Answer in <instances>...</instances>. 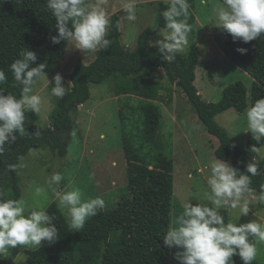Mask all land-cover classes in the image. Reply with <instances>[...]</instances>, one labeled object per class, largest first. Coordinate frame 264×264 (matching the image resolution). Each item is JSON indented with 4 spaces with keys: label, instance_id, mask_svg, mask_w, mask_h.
Returning a JSON list of instances; mask_svg holds the SVG:
<instances>
[{
    "label": "trees",
    "instance_id": "16d2710c",
    "mask_svg": "<svg viewBox=\"0 0 264 264\" xmlns=\"http://www.w3.org/2000/svg\"><path fill=\"white\" fill-rule=\"evenodd\" d=\"M222 2V0H219ZM191 16L188 23L194 22L193 9L196 0H189ZM168 7L165 0H159L156 24L163 28L165 21L161 12ZM193 8V9H192ZM55 17L47 9V0H0V69L5 71L7 82L0 86L6 92L19 98L22 86L15 82L10 65L19 57L21 49L28 48L37 55V64L46 63L45 72L64 57L66 42L53 44L50 37L57 35ZM156 33L152 27L142 30L132 49L121 44L119 16L112 14L107 38L111 45L106 50L96 51L93 61L84 64L77 61L69 74L71 86L67 87L63 98L52 96V108L47 115L49 126H40L34 112L26 113L25 134L19 136L0 156V187L7 198L20 196L17 168L18 160L32 148H46L51 153L62 156L74 128V114L90 98L89 84L110 81L116 96L127 95L140 86L139 96L146 102L142 106L144 139L139 148L147 147L153 135L160 128L161 112L156 101H162L160 91H166V104L172 101L174 84L184 94L189 108L196 114L205 131L215 136L218 146L214 155L218 159L230 161L232 166L246 173L248 163H256L259 173L251 177L250 194L257 197L264 187V157L257 162L250 161L253 145L258 144L252 136H247L243 146L238 145L227 131L215 121V115L232 108L243 112L254 102L264 97V35L248 43L233 40L225 33L224 54L245 71L252 83L247 93L246 86L235 82L222 90L217 102L203 100L194 84L195 65L198 58L197 46L190 47L184 56L178 54L173 62L161 58L156 47L148 44V39ZM238 48H246L241 54ZM165 72L169 86L159 85L153 80L157 70ZM114 81V82H113ZM156 100V101H154ZM130 137V138H129ZM90 139V135H85ZM132 136H122L123 155L126 160L127 186L112 210H99L88 218L84 228L71 229L55 203L45 210L55 216L58 236L55 242H43L41 246L26 250L25 264H174L170 255L175 256L177 248L164 245V234L175 227L174 220L182 212L181 204L173 195V161L158 157L156 163L148 161L139 148L132 143ZM235 264H243L238 255H233ZM252 264H260L256 260Z\"/></svg>",
    "mask_w": 264,
    "mask_h": 264
},
{
    "label": "rangeland",
    "instance_id": "374dc122",
    "mask_svg": "<svg viewBox=\"0 0 264 264\" xmlns=\"http://www.w3.org/2000/svg\"><path fill=\"white\" fill-rule=\"evenodd\" d=\"M123 2L124 0H109L108 13L109 16L114 13L119 16L120 42L124 48L132 49L138 34L149 27L154 28L156 33L148 39V44L161 38L159 31L162 28L156 24L159 0H136L137 19L134 22L126 19V13L122 10ZM221 4L219 0H208L207 5H201L199 0H196L195 9L192 8L194 22L191 24L192 31L188 37L189 46L182 53L186 56L192 45L197 46L198 58L195 65L197 78L194 84L201 98L207 102L219 101L222 90L232 83L241 81L246 86L247 93L252 83V78L224 54L226 31L209 23L214 15L213 10ZM95 53H82L72 46H66L63 59L45 72L50 83L42 79L34 86V92L42 97L41 111L36 124L42 127L49 126L47 115L52 108L53 76L60 73L65 87H69L68 77L72 65L78 60L84 63L91 62ZM152 78L159 85L169 86L162 69L157 70ZM139 87L135 85L134 93L115 97L110 81L92 83L89 100L81 105V110H78L77 114H74L77 129L74 128L69 137L64 154L59 156L46 148H32L19 158L16 167L20 179L18 199L43 209L51 203L57 205L46 181L53 172H60L64 179L57 186L59 190L68 189L69 186L79 188L84 200L102 196L106 202L103 211L112 210L121 195L126 192L127 186L122 136H132V143L137 148L141 139H144V114L141 107L145 106L146 102L139 96ZM171 90L173 94L170 104L167 105L165 101L166 91H160L162 101L154 100L160 107V128L154 133L153 141L148 143L147 147L139 148V154H144L152 164L156 163L158 157L170 158L173 161V195L183 208V202L188 198L193 204L197 202L195 197L203 199L208 174L205 166L210 160L216 159L214 150L218 146V140L205 131L196 114L189 108L184 95L174 84ZM248 108L249 106L241 113L229 108L214 117L240 146L245 144L247 136H252L250 131H246L244 119ZM85 135H90V139L87 140ZM257 148L258 151L249 156L251 162H257L264 157V138ZM226 162L232 165L230 161ZM246 199L250 201L249 214L239 218V209H221L225 222L238 224L252 220L264 222V209L257 206L256 196L248 193ZM61 213L66 221L64 213ZM35 248L37 247L10 248L9 255L0 258V264H25L26 250ZM169 257L174 264H180L175 256ZM255 260L264 264V244L259 245Z\"/></svg>",
    "mask_w": 264,
    "mask_h": 264
},
{
    "label": "clouds",
    "instance_id": "9594fccd",
    "mask_svg": "<svg viewBox=\"0 0 264 264\" xmlns=\"http://www.w3.org/2000/svg\"><path fill=\"white\" fill-rule=\"evenodd\" d=\"M165 2L168 7L161 12L165 21L159 31L161 38L150 43L157 48L161 58L170 63L189 46L191 5L189 0ZM199 2L207 5L208 0ZM108 4L109 0H47V9L55 17L57 29V35L50 37L51 42L59 44L64 41L66 46H72L82 53L108 49L111 45V40L107 38L110 24ZM122 10L128 21L137 19L136 0H124ZM213 11L209 23L227 31L234 41L248 43L264 35V0H222V4ZM237 51L245 54L247 49L238 48ZM46 67V63L37 64L36 53L28 48L21 49L19 57L10 65L15 82L22 88L17 98L0 87V156L16 141L17 134H25L26 113H40L42 97L34 92V86L42 79L50 83L44 71ZM73 67L74 64L71 72ZM6 82L5 71L0 69V86ZM52 82V95L63 98L67 92L63 76L56 73ZM244 119L246 131H250L259 144L264 138V97L257 99L246 110ZM251 150L255 152L258 148L253 145ZM9 167L14 171L17 165ZM205 167L208 174L203 199L195 197V204L190 198L183 202L182 212L174 220L175 227L164 234L163 243L169 248L179 249L175 258L180 264H235L233 255H238L243 264H252L259 245L264 244V222H225L220 210L239 209V218L249 214L250 201L246 199V194L252 191L251 177L260 174L258 165L248 163L245 173L216 158ZM63 179L60 172H53L46 183L68 226L79 231L84 228L88 218L106 207V202L102 196L82 199L83 193L79 188L69 186L68 189L59 190L57 186ZM257 202L264 204V187ZM54 220L55 216L43 208L27 204L23 199L7 198L6 191L0 187V258L7 257L10 248L39 247L43 242H55L58 229Z\"/></svg>",
    "mask_w": 264,
    "mask_h": 264
},
{
    "label": "crops",
    "instance_id": "0c3cea01",
    "mask_svg": "<svg viewBox=\"0 0 264 264\" xmlns=\"http://www.w3.org/2000/svg\"><path fill=\"white\" fill-rule=\"evenodd\" d=\"M150 37H151V36H150ZM150 37H149V38H150ZM126 45H127V44H126ZM149 45H151V44H149ZM196 78H197V76H196ZM182 94H183V93H182ZM114 96H115V95H114ZM120 96H121V95H120ZM115 97H118V96H115Z\"/></svg>",
    "mask_w": 264,
    "mask_h": 264
}]
</instances>
